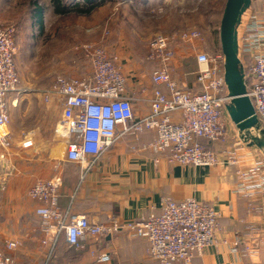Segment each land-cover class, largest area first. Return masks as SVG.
I'll list each match as a JSON object with an SVG mask.
<instances>
[{
  "label": "built area",
  "instance_id": "built-area-1",
  "mask_svg": "<svg viewBox=\"0 0 264 264\" xmlns=\"http://www.w3.org/2000/svg\"><path fill=\"white\" fill-rule=\"evenodd\" d=\"M246 11L236 29L238 57L241 67L242 57L251 61L246 95L264 128V14L249 15ZM14 35V27L0 25V128L6 127L10 120L7 97L21 93L14 62ZM199 37L195 31L178 36L183 41ZM171 41L172 38L158 34L147 45V59L162 64V67L151 75L153 90L149 111L143 116H137L133 109V98L128 93L127 81L117 58L109 55L104 46L89 43L80 47L89 62L88 75L53 79L46 97L56 96L62 105L61 119L56 123L53 135L65 144L62 162L78 167L80 183L113 144L126 136L136 138L144 130L155 132L156 140L149 149L165 155L169 164L207 169L238 166L234 152L216 154L196 141L198 137L211 143L223 141L233 125L226 111L231 98L224 82L222 53L203 51L196 55L195 88L190 90L185 84L174 81L167 69L173 61ZM173 114H178L181 122H175ZM30 146V141L22 144L24 148ZM235 178L232 190L235 195L250 199L264 194V164L238 168ZM61 184V175L55 172L48 179L36 180L27 191V196L39 205L40 246L47 249L48 258L62 239L71 247L88 249L90 243L124 232L146 240L148 256L158 264H191L194 255L203 254L216 242L220 215L207 203L195 199L165 200L158 216L132 222L102 223L96 215L60 209L58 192ZM248 230L250 234L256 233L253 226ZM237 245V242L233 244V251ZM18 246L16 241L8 242L5 253L0 254V264H24L12 256ZM96 254L92 251L91 257L98 264L110 261L108 254Z\"/></svg>",
  "mask_w": 264,
  "mask_h": 264
},
{
  "label": "crops",
  "instance_id": "crops-1",
  "mask_svg": "<svg viewBox=\"0 0 264 264\" xmlns=\"http://www.w3.org/2000/svg\"><path fill=\"white\" fill-rule=\"evenodd\" d=\"M49 10L53 14L52 8L47 7L46 11ZM94 28L87 27V33L97 32ZM15 36L16 30L14 62L18 73ZM82 54L80 50L77 55L82 58ZM145 61L146 57L137 63L143 66ZM73 64L81 71L80 62L77 66ZM138 65L134 68L136 75H127L126 81L133 109L137 116H143L149 111L147 100L151 98L153 85L150 82V94L146 98L141 89L143 68ZM120 67L123 71V66ZM57 69L66 77L77 75L73 67L66 70L63 63ZM78 73L81 75L78 77H83L89 71ZM53 75L41 80H50ZM183 76L188 89L193 90L194 73ZM161 90L166 93L164 88ZM7 112L9 123L0 128V254L5 253L8 242L16 241L19 246L12 256L25 264H98L91 257L92 251L108 254L110 261L105 264H158L149 258L146 240L124 232L90 243L88 249L71 247L62 239L48 258L47 249L40 246L39 205L27 196V191L36 180L48 179L58 172L62 178L58 205L62 210L70 208L75 214L96 215L102 223L132 222L160 215L165 200L195 199L212 206L220 218L215 244L203 254L194 255L191 264H264V194L249 199L232 191L236 170L254 163L264 164V158L239 142L233 125L229 127L228 137L211 149L216 154L234 152L238 166L207 169L169 164L165 155L149 149L156 134L146 130L136 138L126 136L113 144L80 183L78 167L62 162L65 144L53 135L62 114L56 96L46 97V92L15 93L7 97ZM172 119L181 122L178 114H173ZM4 133L7 135L2 138ZM26 141L31 146L24 148L22 144ZM251 226L256 233L250 234ZM235 242L238 245L233 251Z\"/></svg>",
  "mask_w": 264,
  "mask_h": 264
},
{
  "label": "rangeland",
  "instance_id": "rangeland-1",
  "mask_svg": "<svg viewBox=\"0 0 264 264\" xmlns=\"http://www.w3.org/2000/svg\"><path fill=\"white\" fill-rule=\"evenodd\" d=\"M27 2L0 0V25L12 26L16 30L18 89L21 94H44L56 76L66 77L57 69L60 63L65 65L66 70L73 67L76 77L81 76L78 72L89 71L86 58L83 54L82 58L77 55L80 47L89 43L104 46L109 55L117 58L126 79L127 75H136L134 68L137 62L144 61L146 57L147 62L143 66L138 65L143 68L141 89L146 98L150 94L151 75L162 67V64L147 59V45L153 36L161 34L172 38L170 50L173 61L167 69L174 81L181 84H185L184 74L193 76L195 73V57L199 52L220 51L217 32L225 0H141L132 8L115 1L93 11L89 17L54 16L50 10L46 11L47 7L51 8L49 0H37L46 12L42 32L33 22ZM74 2L72 0L69 4ZM246 14L255 12L248 8ZM87 27L97 32L87 33ZM78 28L84 31L79 32ZM194 31L200 35L197 40L183 41L178 38L181 34ZM77 62H80L81 71H77L73 64ZM53 73L50 80H41Z\"/></svg>",
  "mask_w": 264,
  "mask_h": 264
},
{
  "label": "water",
  "instance_id": "water-1",
  "mask_svg": "<svg viewBox=\"0 0 264 264\" xmlns=\"http://www.w3.org/2000/svg\"><path fill=\"white\" fill-rule=\"evenodd\" d=\"M251 0H225L219 22L218 39L224 57V82L230 104L226 107L238 140L246 148L264 157V128L256 117L246 95L244 75L240 66L237 44V26Z\"/></svg>",
  "mask_w": 264,
  "mask_h": 264
},
{
  "label": "trees",
  "instance_id": "trees-1",
  "mask_svg": "<svg viewBox=\"0 0 264 264\" xmlns=\"http://www.w3.org/2000/svg\"><path fill=\"white\" fill-rule=\"evenodd\" d=\"M78 2H74L69 5L68 0H49L50 6L52 8L53 14L55 16L66 17L69 15H75L78 17H89L91 13L101 7L106 6V4L113 3L115 1H119L122 4H128L132 6H136L141 0H77ZM81 1V2H80ZM27 7L31 8V17L33 22L36 23L39 32L43 31V14L45 8L41 6L37 0H28ZM251 10H254L255 14L260 16L264 14V1L263 0H251L249 5ZM218 34V32H217ZM251 67V61L246 57H242V72L244 75V81L246 88L249 86L250 77H249V69ZM146 131V130H144ZM196 141L206 147L209 150H212V146L214 144L222 143V141L217 143H211L205 138L198 137ZM179 264V263H175Z\"/></svg>",
  "mask_w": 264,
  "mask_h": 264
}]
</instances>
